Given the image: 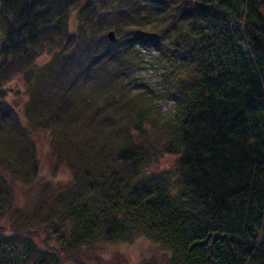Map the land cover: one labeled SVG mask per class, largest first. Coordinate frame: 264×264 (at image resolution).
Wrapping results in <instances>:
<instances>
[{
    "label": "trees",
    "instance_id": "1",
    "mask_svg": "<svg viewBox=\"0 0 264 264\" xmlns=\"http://www.w3.org/2000/svg\"><path fill=\"white\" fill-rule=\"evenodd\" d=\"M139 48L160 99L130 85ZM136 238L164 252L142 264H264V0H0V264Z\"/></svg>",
    "mask_w": 264,
    "mask_h": 264
},
{
    "label": "rangeland",
    "instance_id": "2",
    "mask_svg": "<svg viewBox=\"0 0 264 264\" xmlns=\"http://www.w3.org/2000/svg\"><path fill=\"white\" fill-rule=\"evenodd\" d=\"M140 52L135 51V59L139 62V66L136 67L133 76L131 78L130 85L133 88H143L150 91H146L151 94L152 97L159 98V92L156 91L157 82L159 80V75L161 72V68L155 61L156 52L149 48H139ZM50 60V56L45 53L42 55L39 60V64H43ZM8 92V100H10L17 108L20 107V103L22 104V97L25 96L26 86L22 80H16L15 82H11L6 86ZM160 99V98H159ZM159 106V107H157ZM22 107V105H21ZM163 113H167L169 109V104L165 102H159L156 105V109ZM23 125H26L25 119H21ZM33 138V140H32ZM30 139V141H29ZM46 139H48L45 135H32L28 138L29 144H37V161H39V156L44 159H50L47 154V144ZM41 147V149H40ZM49 150V149H48ZM50 152V151H49ZM48 161V160H47ZM173 160L169 158H164L159 161L157 169H166L172 164ZM44 163V162H43ZM42 163V164H43ZM47 164V163H46ZM50 168L46 167L45 164L41 167V176H45L47 171ZM42 170L44 172H42ZM61 173V170H58ZM54 179V180H53ZM66 177L61 173L55 179L51 178V186L54 188L63 187L64 181ZM29 191L30 188L22 189L21 187H17L16 190V204L21 206L23 198L26 195L24 191ZM95 247V246H93ZM93 249V248H92ZM91 254L93 255L94 262L97 264H142L143 261H148L150 259H161L164 256V252L157 248L156 246H152L150 242L144 240L143 238H136L130 244H118L113 243L108 246H104L103 244H98L97 247L92 250ZM161 261V260H160ZM92 263V264H95ZM87 264V263H86Z\"/></svg>",
    "mask_w": 264,
    "mask_h": 264
},
{
    "label": "water",
    "instance_id": "3",
    "mask_svg": "<svg viewBox=\"0 0 264 264\" xmlns=\"http://www.w3.org/2000/svg\"><path fill=\"white\" fill-rule=\"evenodd\" d=\"M110 42H115V35L113 32H109L107 35Z\"/></svg>",
    "mask_w": 264,
    "mask_h": 264
}]
</instances>
